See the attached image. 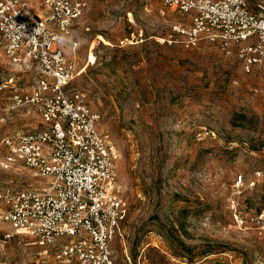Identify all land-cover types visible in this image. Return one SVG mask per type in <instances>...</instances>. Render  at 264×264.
I'll return each instance as SVG.
<instances>
[{
  "label": "rangeland",
  "instance_id": "374dc122",
  "mask_svg": "<svg viewBox=\"0 0 264 264\" xmlns=\"http://www.w3.org/2000/svg\"><path fill=\"white\" fill-rule=\"evenodd\" d=\"M82 1L65 50L81 71L73 86L119 152L128 211L111 243L115 264H264L263 70L245 73L236 47L184 45L174 28L191 15L160 0ZM246 2L254 12L264 6ZM90 51L97 63L84 69ZM7 76L26 90L39 78L0 48ZM2 96L0 160L4 137L41 127L33 107L5 111ZM42 181L0 168V190ZM6 229L0 224V264H41L33 240L3 241Z\"/></svg>",
  "mask_w": 264,
  "mask_h": 264
},
{
  "label": "built area",
  "instance_id": "2783aa9c",
  "mask_svg": "<svg viewBox=\"0 0 264 264\" xmlns=\"http://www.w3.org/2000/svg\"><path fill=\"white\" fill-rule=\"evenodd\" d=\"M160 1L191 15L189 25L174 28L184 45L208 41L226 54L236 47L245 73L258 67L264 74V6L254 12L246 0ZM84 6L82 0H0L2 52L19 71L34 67L39 76L29 90L13 76L0 77V111L8 92L5 111L30 106L41 119L37 130L4 137L0 168L44 179L0 190V224L7 226L1 238L32 239L41 264H115L111 243L127 217L115 141L73 86L81 71L65 50ZM96 63L90 51L84 69Z\"/></svg>",
  "mask_w": 264,
  "mask_h": 264
}]
</instances>
